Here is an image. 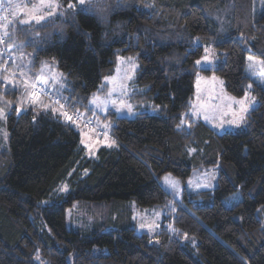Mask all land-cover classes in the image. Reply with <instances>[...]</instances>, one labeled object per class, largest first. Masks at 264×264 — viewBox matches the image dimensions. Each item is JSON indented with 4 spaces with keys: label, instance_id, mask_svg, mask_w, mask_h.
<instances>
[{
    "label": "trees",
    "instance_id": "obj_1",
    "mask_svg": "<svg viewBox=\"0 0 264 264\" xmlns=\"http://www.w3.org/2000/svg\"><path fill=\"white\" fill-rule=\"evenodd\" d=\"M60 1L67 16L27 44L35 67L55 62L67 75L66 99L38 81L47 89L42 95L65 113L73 107L92 118L83 113L89 98L113 73L117 54L133 53L137 84L147 87L137 98L164 108L134 119L110 111L114 145L89 158L74 120L34 108L18 115L14 107L9 150L0 152V264H264V89L253 87L258 103L235 131L218 133L188 114L199 71L219 75L235 96L246 94L248 56L264 59V9L254 0H110L92 7L98 15L69 9L76 0ZM204 44L218 51L213 68L196 65ZM210 165L220 170L216 189L186 192L164 220L177 234L196 237V249L165 225L154 237L137 232L131 201L166 206L157 178L171 172L186 180ZM63 183L70 187L64 196L56 194ZM238 190L240 201L228 207ZM77 200L89 228L67 226Z\"/></svg>",
    "mask_w": 264,
    "mask_h": 264
},
{
    "label": "rangeland",
    "instance_id": "obj_2",
    "mask_svg": "<svg viewBox=\"0 0 264 264\" xmlns=\"http://www.w3.org/2000/svg\"><path fill=\"white\" fill-rule=\"evenodd\" d=\"M0 2L11 8L10 17L2 23L1 33L4 36V41L0 40V81H3L0 83V110L3 111V115L0 116L1 152L9 150L10 136L7 118L14 107L18 115L34 108L37 114L53 111L59 113L63 120L66 119L63 108L51 97L38 95V99L33 102L31 93L34 90L33 84L41 81L47 86L55 88L54 95L56 97L61 100L66 99L64 89L68 79L55 62L42 61L39 67H35V48L31 50L27 48V44H37L50 32V29L43 30L41 27L54 22L60 23L61 19L67 16L61 1L51 0L55 4V7L51 9L48 8L50 0H44L43 4L41 0H0ZM109 2L110 0H100V4ZM254 2L259 5L261 10L264 9L260 0H254ZM72 5H75L74 9L81 8L78 0ZM84 9L97 13V10L92 7ZM49 11H51V15H49ZM97 14L99 15V13ZM39 16H43L45 19L43 21L33 19V17L38 18ZM197 44H202L200 39L197 40ZM11 48L12 50L5 51ZM7 56L10 57L9 70L3 71L2 64H6ZM204 57L208 58L207 61L204 60ZM218 58L217 49L212 45L204 44L203 54L197 60L201 63H196V65L198 68H213ZM138 69L137 54L119 52L116 56L113 73L102 78L100 89L91 95L87 108L83 109L85 116H91L94 119V126L90 127L80 121L72 122L81 134V142L86 148V155L89 158H96L100 147L114 145L110 133L112 122L107 118L110 111L115 112L118 117L134 119L140 113L156 114L164 108L154 100L141 101L137 98L138 92L147 89V87L142 88L137 84ZM246 74L252 85L245 95L235 96L227 90L223 78L219 75L197 72L195 92L190 100L188 114L196 120L201 119L218 133L245 127L248 123L249 111L258 103L253 87L256 85L264 89V59L249 55ZM219 171V167L215 165L195 168L186 180L171 172L163 173L159 177V182L169 195L167 205L140 208L136 201H131L129 207L133 227L140 234L147 233L154 237L165 225L166 229L179 237L184 244L192 245L196 249L198 242L196 237L177 234L174 224L168 220L164 221L165 216L170 214L169 210L175 208L176 203L181 201L186 192L192 194L204 190L214 191L219 183ZM165 177H168L174 184L165 182ZM69 189V185L63 183L56 194L64 196ZM56 199L61 200L57 197ZM240 199L241 192L238 190L227 198L225 203L228 207H232ZM90 220V218H86L82 207L78 206V200L73 207H68L66 213L68 228H89L92 226ZM94 252L99 254V248L96 247Z\"/></svg>",
    "mask_w": 264,
    "mask_h": 264
},
{
    "label": "built area",
    "instance_id": "obj_3",
    "mask_svg": "<svg viewBox=\"0 0 264 264\" xmlns=\"http://www.w3.org/2000/svg\"><path fill=\"white\" fill-rule=\"evenodd\" d=\"M11 15V8L9 5H5L2 2H0V40L4 41V37L1 33V28H2V23ZM9 57H6V64H2V70L6 71L7 70V62H8ZM1 64V63H0ZM34 91L38 95H42L47 93L46 87L41 83H36L33 85ZM67 109V118L70 116L71 120L74 121H84L88 125L92 126L93 125V119L92 118H84L83 114L77 110L72 109Z\"/></svg>",
    "mask_w": 264,
    "mask_h": 264
},
{
    "label": "snow or ice",
    "instance_id": "obj_4",
    "mask_svg": "<svg viewBox=\"0 0 264 264\" xmlns=\"http://www.w3.org/2000/svg\"><path fill=\"white\" fill-rule=\"evenodd\" d=\"M43 2H44V0H41L42 4H43ZM78 3L81 6L82 10L85 7H100L101 6L100 5V0H78ZM54 7H55V4L53 2H51V0H50V2L48 3V8L51 9V8H54ZM74 7H75V5H72V4L69 5V9H72ZM51 14H52L51 11H49V15H51ZM33 19H38L40 21H43L45 18L43 16H39L38 18L37 17H33ZM207 59H208L207 57H204L205 61H207ZM249 59H251V58H249ZM196 63L200 64L201 61H197ZM2 82L3 81H0V83H2ZM9 86H11L10 83H9ZM31 99H32L33 102H35L38 99V94L36 92H32L31 93ZM5 103H10V102H5ZM98 106H100V105H98ZM53 110H55V109H53ZM2 115H3V111L0 110V116H2ZM64 115L67 116V113H64ZM68 119H69V121H71V117L70 116L68 117ZM157 179L159 180V178H157ZM164 179H165V182H167L169 184H174V182L170 181L168 177H165Z\"/></svg>",
    "mask_w": 264,
    "mask_h": 264
},
{
    "label": "crops",
    "instance_id": "obj_5",
    "mask_svg": "<svg viewBox=\"0 0 264 264\" xmlns=\"http://www.w3.org/2000/svg\"><path fill=\"white\" fill-rule=\"evenodd\" d=\"M17 76V75H16ZM44 83V82H43ZM45 84V83H44ZM46 85V84H45ZM47 86V85H46ZM47 88H49V90H52L53 92H55V88L47 86ZM218 132V131H217Z\"/></svg>",
    "mask_w": 264,
    "mask_h": 264
},
{
    "label": "bare ground",
    "instance_id": "obj_6",
    "mask_svg": "<svg viewBox=\"0 0 264 264\" xmlns=\"http://www.w3.org/2000/svg\"><path fill=\"white\" fill-rule=\"evenodd\" d=\"M85 116V115H84ZM86 117V116H85Z\"/></svg>",
    "mask_w": 264,
    "mask_h": 264
}]
</instances>
